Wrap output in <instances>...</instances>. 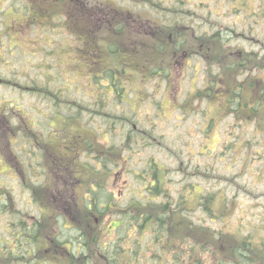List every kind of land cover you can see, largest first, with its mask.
<instances>
[{"label":"rangeland","instance_id":"rangeland-1","mask_svg":"<svg viewBox=\"0 0 264 264\" xmlns=\"http://www.w3.org/2000/svg\"><path fill=\"white\" fill-rule=\"evenodd\" d=\"M90 1L97 5L110 1L118 7L141 14L147 11L150 18L152 16L165 21V24L171 18L180 20L184 24L188 23L197 35L218 31L224 44L235 49L234 58L244 64L242 70H237L239 74L234 76L235 83H244L240 90L243 89L245 94L250 91L247 87L257 93L264 91V87L260 88L264 86V66H256L252 61L249 63L242 54L250 53L258 59L264 57V0H152L159 3V7L133 0ZM30 4L31 0H0V79L17 83L14 86L0 82V108L13 115L9 124L12 128H9V122L0 118V142L6 143L8 140L13 150V154L4 151L6 156H3V149L0 148V159L4 157L8 165L21 163L28 181L37 183L36 186L41 182L34 174L41 171L38 167L41 144L36 145L30 140L32 136H27L16 127L19 121H25L34 123L33 133L37 137L42 134L44 142L57 141L55 145L59 152H51L47 157L56 154L61 155V158L75 157L78 166H87L90 169L87 172L89 178L81 179L78 176L74 199L79 195L82 197L88 185L97 186L98 192L93 193V207L103 217L96 224V229H99V239L104 237L108 240L111 251L105 254L108 259L119 252L115 260L118 264L120 261L124 264H144L146 261V264L160 263L149 249L154 244L159 249L157 239L163 237L165 241L162 229L154 225L135 229V221L130 220L128 224L124 216L127 211L135 212L129 207L130 202L143 203V199L149 202L164 201V196L148 192L153 184V172L159 168L163 171L164 191H167L169 199L173 198L179 204L191 199L189 204L193 205L192 209L184 210L183 214L193 224L209 227L214 237L220 233L226 237L233 235L239 238L247 232L257 239L263 237L264 130L256 128L257 121L261 119L252 111H236L240 116L239 121H236L237 113L229 108L241 99L235 97L228 106L225 105L226 87L230 89L225 80L229 74L220 71L219 63L217 65L214 59L213 62L206 57L204 64L198 62V57L191 56L189 63L177 61L173 66L172 61L167 71L161 70L168 75L167 82L158 76L146 81L141 76L136 82L128 77L123 82V98L116 97L100 107L93 104L95 97L91 94L97 87L96 83L91 81V85H87V73L75 69L77 56L72 48H76L77 37L72 36V40L70 32L61 33V29H52L49 26L52 23L45 21L66 18L65 14L62 15L55 7L51 16L35 19L30 14ZM172 8L178 11L189 9L190 13L174 14L169 11ZM173 19L169 23L174 24ZM139 24V28L144 26ZM174 56L173 60L178 55ZM218 57L224 59L223 56ZM228 67L231 68L232 63ZM44 82L48 84L47 91L55 97L30 90ZM104 83H98L99 87ZM246 83H250L249 86ZM73 101H77L79 106H74ZM3 105H7L9 110ZM54 115L64 120L75 117L79 124H72L62 137V131L58 128L60 124L52 126ZM76 130L79 134L77 143L71 144L68 139L73 138ZM128 130L131 139L123 147L120 159L107 158L104 150L122 146L129 136ZM7 131L11 134L8 137ZM30 163L33 171H30ZM1 164L0 231L5 232L9 215L2 209L7 197H12L14 208H22L27 213L31 212L33 204L28 203L27 185L24 186L22 179L15 176L16 172H10L13 174L11 177L3 174ZM4 168L11 171L10 166ZM68 168L72 174L68 173ZM72 168L75 166L61 163L58 168L47 171L51 177L48 179L56 184L52 192L56 187H68L64 183L66 176L75 180ZM7 192L10 196H6ZM38 194L45 203L48 201V205L49 202L55 205L52 196H45L43 191L34 196ZM207 194H214L218 198L215 203L212 200L209 206L215 218L209 216L200 204L197 205L196 198ZM146 197H150V200ZM104 198L110 204L109 207L108 203L105 205L107 211L105 207H99ZM112 218L122 219L120 225L111 228L109 236L103 235V224L106 227L107 219ZM79 229L84 235L79 243L83 244V241L87 242L85 235L88 229L81 228L80 224ZM135 230H139V233ZM66 231L62 229L63 234L76 237L74 231ZM129 249L130 252H137L130 255ZM77 254L83 261L87 257L86 263L91 261V264H97L96 259L99 262L103 259L100 251L95 252L94 260L83 249L79 248ZM150 259H156L157 262Z\"/></svg>","mask_w":264,"mask_h":264},{"label":"trees","instance_id":"trees-1","mask_svg":"<svg viewBox=\"0 0 264 264\" xmlns=\"http://www.w3.org/2000/svg\"><path fill=\"white\" fill-rule=\"evenodd\" d=\"M133 1L149 4L150 6L155 5L159 7L160 5L159 3H154L152 0ZM90 2V0H31L30 14L32 17H35V19L36 17L45 18V15L51 16L55 7L58 8L60 13L62 12V15L63 13L65 14L64 17L66 18H58L56 21L54 20V22L47 19H45V21L50 24L52 23L49 25L52 26V29L56 27L57 29H61V33L68 34L67 32H70L71 37H77L76 48L75 46L72 48L77 56V62H74L75 69H82L87 73V85L90 86L91 81L96 83L97 87L91 91V94L95 97L93 104L104 107L109 100H115L116 97L123 98V95H125L123 82L128 77L131 78L130 80L136 82L140 80L141 76L146 78L144 81L149 80V78L154 79L155 76H158L161 79H165L167 82L169 77L166 73H163V71H167L169 69L167 66L172 65L173 58L175 57L174 55H178L188 48H194L195 50L200 46L203 48L202 53L205 58L208 57L211 61L214 59L217 65L219 63L218 67H220V71L229 74V78L227 79L231 81L228 82L225 78V82L230 86V89L226 87L227 96L224 95L225 105L228 106L235 97L241 99L240 102L234 105L233 103L231 104V108H229L230 111H252L261 119L257 121V125H255L256 128L264 130V91H262V93H257L255 90H251L250 87H247V90L250 89V91L245 94L246 92L244 93L243 89L240 90V87L244 83H235L234 76L237 73L239 74L237 70H242L244 64L239 62L240 60L238 58H234L235 49L224 44L218 31L197 35L193 32L192 28H189L190 25H188V23L184 24L180 22V20L174 21L175 19L171 18L167 21L168 24H165V21H160L152 16L150 18L147 11L142 12V14L128 11L123 7L116 6L110 1L101 3V5L92 4ZM41 7H43V10H41ZM169 11L174 14L179 12L186 14L190 13L189 9H180V11H178L172 8L169 9ZM172 19L174 24L169 23ZM139 23L144 26L139 28ZM104 53L105 55L103 57ZM242 54H244L246 61L249 63L252 61L251 63L256 66H264V57L258 59L255 55H250V53L242 52ZM217 55L223 56L224 59L219 57L217 59ZM231 63L232 67L229 68L228 66ZM161 70L163 71L161 72ZM99 73L101 74L98 75ZM102 81L106 83H104L102 87H99L98 83ZM256 81H258V79H256ZM0 82L14 86L17 85V83L3 78L0 79ZM232 83L234 84L230 85ZM246 84L249 86L250 83ZM36 85H38V87L31 88L30 90L37 91L39 94L45 96L50 94L55 97L52 92L47 91V83L44 82ZM20 87L22 86L20 85ZM263 87L262 85L260 86L262 89ZM109 95L110 99L108 98ZM73 102L74 106H79L77 101ZM235 105L236 107L233 108ZM220 106L221 105H219V108ZM3 107L9 110L7 105H3ZM4 111L5 109L0 108V112H3L0 113V118L6 123L9 122L8 126L12 128L9 124L10 121H12L13 115L8 112L5 113ZM98 112L101 113L100 111ZM238 114L239 113H237L236 121H239L240 116H238ZM52 119L55 121L52 120L53 127L60 124L58 128L62 131V137L67 134L66 131L69 130L72 124H79V120L75 117H67V119L64 120L58 115H54ZM33 124L19 121L16 127H19L18 130L24 132V134L32 136L30 140L36 145L41 144L39 148L43 152V157H47L46 154L50 156L51 152H59L55 145L57 141L44 142L42 134L37 137L35 133H33V130H35ZM2 125L4 124L2 123ZM77 130L73 133V138L68 139V142H71V144L76 142V138L79 135ZM129 132L128 130L127 136H129L122 146L110 147L104 150L107 154V158L111 159V157H114L116 160L120 159L123 147L127 146L128 141L131 139V133L129 134ZM7 133V137L11 135L10 131H7ZM49 139L52 138L50 137ZM51 148L53 149L49 150ZM76 151L78 153V149ZM52 156L60 157L61 155L56 154ZM152 178L153 184L150 185V190L148 192H152L155 196H164L165 202H149L144 199L143 203L133 201L128 204H130L129 207L131 206L135 210V212H133L134 214L127 211L124 215L129 222L128 224H130V220L135 221V229L141 227L144 229L146 225H154L164 232L165 241L163 237L157 239L160 250L155 244L149 249L152 256L160 260V263H158L156 259L150 260L157 262V264H231L236 261V253H239V250L242 248L250 246L254 249H264V235L257 239L250 232L245 233L244 236H239V238L233 235L226 237L219 233L217 237H214L209 227L193 224L192 221L183 214L184 210L192 209L191 207H193V205L189 204V202L191 203V199L190 201L185 199L180 204L173 201V198L169 199L167 191H164L163 171H161L160 168L153 172ZM191 192L193 193L194 191ZM197 195L194 196L196 197ZM146 199L150 200V197H146ZM202 199L204 200L203 202L201 201ZM216 199L218 198H216L214 194H207L204 197H201V195L198 196L196 201L197 205L200 204L209 216L215 218L216 215L211 211L209 206L211 201L213 200L215 203ZM80 216L81 214H78V217ZM101 219L102 217L99 216L98 221H101ZM112 220L113 221L110 223L114 224V227H118L122 219L115 220L112 218ZM88 227L92 229L90 231L88 230L85 235V237L87 236L88 238L86 237V250L83 252L86 253V251H88L89 258L94 260L95 252L100 251V256H102L103 259L100 260V262L96 259L97 264H118L115 260L119 252L117 251V253L113 254L112 259L114 260L108 259L106 255H102L103 247L102 245L99 246L96 244L98 239L91 233L93 230L95 231L96 225L92 224L91 221H88V223L84 222V224L81 225V228H85V230L88 229ZM80 231L82 232V230ZM135 231L139 233V230ZM100 241L102 242L103 238H101ZM135 242L137 243V241ZM127 251L130 255L137 252L136 250L130 252V249ZM128 258L131 261V256ZM85 259L87 260V257ZM86 260L83 261L79 257V262H81V264H91V261L86 263ZM146 262L144 264H146ZM120 264L124 263L120 261ZM244 264L254 263L244 262Z\"/></svg>","mask_w":264,"mask_h":264},{"label":"flooded vegetation","instance_id":"flooded-vegetation-1","mask_svg":"<svg viewBox=\"0 0 264 264\" xmlns=\"http://www.w3.org/2000/svg\"><path fill=\"white\" fill-rule=\"evenodd\" d=\"M202 50L203 48L198 46L195 50L194 48H188L180 52L177 58L173 60V66L177 61L179 63L183 61L189 63L191 56L198 57V62L202 61L205 64V57ZM211 64L214 66L213 62ZM0 148L3 149V156H6L4 151L13 154L9 142L2 143ZM40 152L41 156L38 158V161L40 160L38 167L41 171L34 173L35 176L41 179V182L37 186V183L32 184L26 179L27 175L21 163L17 162L18 165L16 166L13 164L8 165L7 160L6 162L4 161V157L0 159V162L3 163L1 164L3 168L2 173L11 177L13 174L10 172H16L17 175L15 176L22 179L24 186L27 185L26 188L29 191L28 203L33 204L30 208L31 212L27 213L22 208L13 207L12 197H7L4 201L3 205L5 207H3L2 212L8 213L9 223L5 226V232L0 231V264H81L77 253L79 252V248L83 249V251L86 250V242L83 241V244L79 243V239L84 238V235L79 229V224L82 225V223L88 220L92 224H98L100 212L93 207V193L98 192V188L95 184H90L83 192L82 197L79 195L76 197L77 199H74L75 189L79 182L78 176L81 179H88L89 175L87 172L90 169L87 166H78V163H75L77 159L61 158V156L43 157L42 150ZM61 163L75 166V168H72L75 180L66 176L64 183L68 187L65 189H58L56 187L57 190L55 189L52 192V188L56 184L54 181L48 179L50 176L47 175V171L58 168ZM9 166L11 171L8 172L4 167ZM29 166L31 167L30 171H33L31 163ZM67 171L69 174H72L69 168ZM28 183H31V185ZM41 191L44 192L45 196H52L55 205H52L50 202L48 205V201L45 203L43 197L39 194L37 197L34 196L38 192L41 194ZM6 196H10V193L7 192ZM85 200L87 201L86 204H84ZM108 202L107 198H104L103 202L99 204V207L104 208ZM107 206L109 207L110 204L108 203ZM107 206L105 207L106 211L108 209ZM17 209H19V212ZM78 214H81V220ZM109 224L110 221L107 219L104 235L109 236ZM62 229L67 230L66 232L74 231L76 237L63 234ZM105 239L99 243L103 247L102 255H105L106 252L108 254L111 252L108 240Z\"/></svg>","mask_w":264,"mask_h":264},{"label":"bare ground","instance_id":"bare-ground-1","mask_svg":"<svg viewBox=\"0 0 264 264\" xmlns=\"http://www.w3.org/2000/svg\"><path fill=\"white\" fill-rule=\"evenodd\" d=\"M243 261L254 264H264V249H254L250 246L242 248L239 250V253H236V261L231 264H244Z\"/></svg>","mask_w":264,"mask_h":264}]
</instances>
